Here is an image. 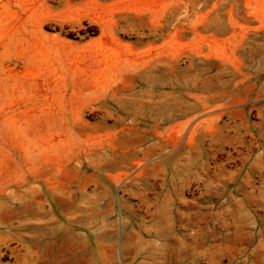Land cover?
Wrapping results in <instances>:
<instances>
[{
  "label": "rangeland",
  "instance_id": "1",
  "mask_svg": "<svg viewBox=\"0 0 264 264\" xmlns=\"http://www.w3.org/2000/svg\"><path fill=\"white\" fill-rule=\"evenodd\" d=\"M0 264H264V0H0Z\"/></svg>",
  "mask_w": 264,
  "mask_h": 264
}]
</instances>
